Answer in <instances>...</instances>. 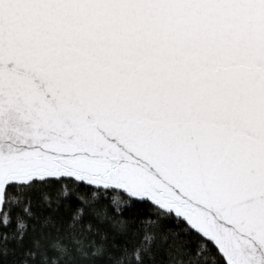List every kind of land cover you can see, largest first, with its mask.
<instances>
[{"label":"snow or ice","instance_id":"1","mask_svg":"<svg viewBox=\"0 0 264 264\" xmlns=\"http://www.w3.org/2000/svg\"><path fill=\"white\" fill-rule=\"evenodd\" d=\"M11 242L264 264V0H0V264Z\"/></svg>","mask_w":264,"mask_h":264},{"label":"trees","instance_id":"2","mask_svg":"<svg viewBox=\"0 0 264 264\" xmlns=\"http://www.w3.org/2000/svg\"><path fill=\"white\" fill-rule=\"evenodd\" d=\"M71 214V209H64L61 208L59 216L57 217L58 220L67 221L69 215ZM29 246L28 239L25 240L24 247L27 248ZM8 248L14 249V253L9 255L7 259L4 261V264H20V261L23 259V248H17L15 242H11L7 245ZM118 255V253H117Z\"/></svg>","mask_w":264,"mask_h":264}]
</instances>
